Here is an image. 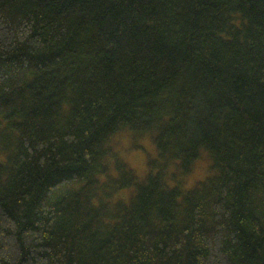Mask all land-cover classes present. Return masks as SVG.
Wrapping results in <instances>:
<instances>
[{
    "label": "trees",
    "instance_id": "obj_1",
    "mask_svg": "<svg viewBox=\"0 0 264 264\" xmlns=\"http://www.w3.org/2000/svg\"><path fill=\"white\" fill-rule=\"evenodd\" d=\"M0 264H264V0H0Z\"/></svg>",
    "mask_w": 264,
    "mask_h": 264
},
{
    "label": "rangeland",
    "instance_id": "obj_2",
    "mask_svg": "<svg viewBox=\"0 0 264 264\" xmlns=\"http://www.w3.org/2000/svg\"><path fill=\"white\" fill-rule=\"evenodd\" d=\"M136 144V149H132L130 154L125 156V161L128 165H130L133 169L136 170V172L140 175H142L145 172V158L146 156L153 155L154 154V147L149 139L147 138H140L137 140H132L130 138H127L124 140V146H132ZM206 163L204 160V154L201 155L200 160L197 163V166L195 168V171L186 177L184 182V187L189 189L191 188L196 182L202 180L199 178L194 179L191 187H188V180L190 177H195L198 169H201V165Z\"/></svg>",
    "mask_w": 264,
    "mask_h": 264
},
{
    "label": "clouds",
    "instance_id": "obj_3",
    "mask_svg": "<svg viewBox=\"0 0 264 264\" xmlns=\"http://www.w3.org/2000/svg\"><path fill=\"white\" fill-rule=\"evenodd\" d=\"M210 163H211V161L208 160L207 163L202 164L201 165V169H198L195 177H190L189 178L188 185H187L188 187H191L194 179H196V178L203 179L204 178V174H205L204 170L207 168L208 164H210Z\"/></svg>",
    "mask_w": 264,
    "mask_h": 264
}]
</instances>
